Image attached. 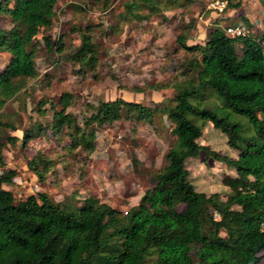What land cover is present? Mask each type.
<instances>
[{"label": "trees", "instance_id": "1", "mask_svg": "<svg viewBox=\"0 0 264 264\" xmlns=\"http://www.w3.org/2000/svg\"><path fill=\"white\" fill-rule=\"evenodd\" d=\"M200 1L128 0L122 16L127 22L145 20L169 2L187 8ZM58 3L0 0V16L11 20L8 29L0 25V53L10 55L0 72V166L5 165V146L19 144L38 181L44 182L58 164L73 171L80 163L83 176L96 149L93 124L123 118L152 123L155 112L172 122L176 141L165 154L164 167L151 175L152 186L125 212L95 196L76 204L74 195L56 202L40 191L16 200L5 188L16 173L5 170L0 175V264H259L264 251V37H231L214 26L204 39H193L184 26L177 37L182 60L176 76L164 85L136 90L172 89L167 105L101 99L88 105L90 115L77 125L69 110L75 96L65 91L57 102L40 98L32 109L39 117L53 111L47 126L36 119L21 137L6 134L21 123L7 113V104L19 103L18 117L28 112L29 83L39 76L38 35L52 28ZM241 5L242 0L229 3L230 8ZM89 29L80 32V44L72 50L63 35L55 42L49 35L43 40L48 50L64 54L81 71H94L98 50ZM234 114L250 124L234 120ZM196 118L225 133L237 155L202 145L203 125ZM48 134L58 141L66 136L69 143L43 145ZM202 152L234 170L235 175L223 178L230 189L226 198L198 191L192 183L187 161Z\"/></svg>", "mask_w": 264, "mask_h": 264}, {"label": "rangeland", "instance_id": "2", "mask_svg": "<svg viewBox=\"0 0 264 264\" xmlns=\"http://www.w3.org/2000/svg\"><path fill=\"white\" fill-rule=\"evenodd\" d=\"M105 1L59 0L52 28L38 35L36 63L39 76L29 83L28 112H22L18 117L19 103H8L5 110L21 123L20 129L8 130L6 134L21 137L22 129L28 128L36 119L47 126L53 113L50 105H47L49 111L44 117L37 116L32 109L42 97L57 102L65 91L75 96L69 110L77 125H82L83 117L90 115L88 105H97L101 99L121 97L151 108H155L156 104L167 105L174 95L172 89L140 93L136 90L164 85L176 76L182 60V53L177 52V37L184 26L190 28L189 34L193 39H204L214 27L206 23L208 19L215 18L207 9L209 0H201L187 8L173 6L171 1L163 6L161 12L148 19L129 22L122 16L126 13L128 0H110L107 6ZM260 1L264 3V0ZM258 3L259 0H245V7L257 10L255 5ZM0 25L10 28V17L0 16ZM87 27L98 50V64L94 71H81L65 59L64 54L57 53L55 49L48 50L43 40L44 35H49L55 42L63 35L66 46L72 50L80 44V32ZM263 32L260 37H264ZM237 51L241 53L240 47ZM9 60L7 52L0 53V72ZM233 119L250 124L247 118L237 114L233 115ZM195 121L203 125V134L199 139L202 145H208L222 154L237 155L229 146L225 133L210 122L200 118ZM91 128L96 130V149L83 168V176L78 167L82 166L80 163L74 165L73 171L58 164L44 182L38 181L27 169L19 144H7L3 150L5 165L0 166V175L5 170H14L16 175L5 188L13 192L16 200L44 191L56 202L66 201L74 195L76 204L82 203L88 196H95L124 212L137 205L143 193L152 186L151 175L164 167L165 154L176 141L172 122L164 113L155 112L152 123L123 118L112 124H93ZM48 136L42 141L43 145L49 146L52 141L62 146L69 143L66 136L60 141L54 140L50 134ZM33 146H38V141L33 142ZM187 167L198 191L206 194L217 192L226 198L230 189L224 185L223 178L235 175L233 169L215 159L206 158L205 152L189 159ZM260 256L259 264H264V251Z\"/></svg>", "mask_w": 264, "mask_h": 264}, {"label": "crops", "instance_id": "3", "mask_svg": "<svg viewBox=\"0 0 264 264\" xmlns=\"http://www.w3.org/2000/svg\"><path fill=\"white\" fill-rule=\"evenodd\" d=\"M245 5V0H242V5L240 7L229 8L222 16H218L211 12V15H214L215 18L213 20L208 19L206 23L211 26H217L236 24L243 21L251 29L252 34L260 36L262 30H264V3H261L259 0L258 5H255L257 6V10H254L251 7L247 8ZM246 20L247 23L245 22ZM203 32H205V30H203ZM33 177L36 178L35 175H33Z\"/></svg>", "mask_w": 264, "mask_h": 264}, {"label": "built area", "instance_id": "4", "mask_svg": "<svg viewBox=\"0 0 264 264\" xmlns=\"http://www.w3.org/2000/svg\"><path fill=\"white\" fill-rule=\"evenodd\" d=\"M230 0H209L207 9L218 16H222L228 11ZM221 26L225 33L231 37L245 36L251 34V29L245 23L217 25Z\"/></svg>", "mask_w": 264, "mask_h": 264}]
</instances>
